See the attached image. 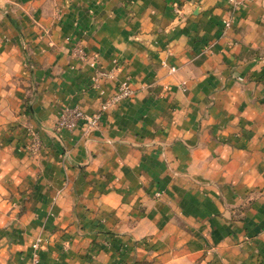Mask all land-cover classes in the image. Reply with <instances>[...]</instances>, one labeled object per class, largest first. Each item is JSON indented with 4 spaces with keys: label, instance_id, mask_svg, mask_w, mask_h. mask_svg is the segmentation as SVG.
<instances>
[{
    "label": "crops",
    "instance_id": "1",
    "mask_svg": "<svg viewBox=\"0 0 264 264\" xmlns=\"http://www.w3.org/2000/svg\"><path fill=\"white\" fill-rule=\"evenodd\" d=\"M36 238L37 264H264V0H0V264Z\"/></svg>",
    "mask_w": 264,
    "mask_h": 264
},
{
    "label": "built area",
    "instance_id": "2",
    "mask_svg": "<svg viewBox=\"0 0 264 264\" xmlns=\"http://www.w3.org/2000/svg\"><path fill=\"white\" fill-rule=\"evenodd\" d=\"M175 12H178L175 9ZM229 20H223V27L229 26ZM76 53L79 58L84 59L83 52L76 47ZM84 57V58H83ZM89 66H94V60L91 59L87 62ZM169 71H173V67L168 68ZM113 76L112 70H103L99 67H94L93 75L90 77L91 85L94 87H98V84L105 79H110ZM130 77L125 75L120 80H118L115 84L114 90L111 94L105 95L104 90H98V98L99 103L95 110L91 112H86L80 109L79 107L73 106H66L61 108L58 114V118L55 121L52 131L55 137H59L62 131H66L71 129L73 126L77 124H81V126L86 130L88 128L96 127L101 119L102 114L105 112L106 109L113 106L119 100L128 98L133 94V89L130 86ZM32 136V133H31ZM37 145V141L34 137H32V142L29 145V150H33ZM157 195V193H156ZM39 239L36 238L34 242L31 244V263L30 264H37L38 257L35 253V250L38 247ZM87 264H99L94 257H90L87 261Z\"/></svg>",
    "mask_w": 264,
    "mask_h": 264
}]
</instances>
